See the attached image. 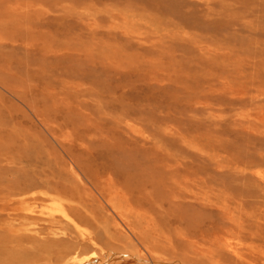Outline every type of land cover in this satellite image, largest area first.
<instances>
[{"label": "rangeland", "instance_id": "374dc122", "mask_svg": "<svg viewBox=\"0 0 264 264\" xmlns=\"http://www.w3.org/2000/svg\"><path fill=\"white\" fill-rule=\"evenodd\" d=\"M18 3L0 24V247L113 233L55 206L89 211L98 189L170 264H264V0Z\"/></svg>", "mask_w": 264, "mask_h": 264}, {"label": "bare ground", "instance_id": "6f19581e", "mask_svg": "<svg viewBox=\"0 0 264 264\" xmlns=\"http://www.w3.org/2000/svg\"><path fill=\"white\" fill-rule=\"evenodd\" d=\"M22 1H25L24 8L27 9L29 4H26V2L28 3V0ZM18 2L19 0H0L1 25H5L8 22L13 23L15 21L12 20L11 22L9 18H18L21 15L27 14L26 11H23L17 5L20 4ZM73 189L72 187L71 190ZM95 191L96 195L92 192V195L95 196L92 197L95 198L98 206L96 208H99L100 211L93 207V209L89 211H82L81 208L73 206H68L64 209L58 207L60 204H56L55 206L58 208L57 211L62 212V216L73 222L74 229L75 218L79 222L86 224L85 226L92 227V224L98 225L100 222L96 218V215L99 216V214H101L100 216H103L102 213H108L116 226L114 227L113 233H110L108 228L103 226L102 230H99L101 235L97 228H93L95 230L94 232L92 228V231H79L76 229L77 235L73 231H69L64 233V237L53 231L44 232L45 237L43 239L28 234L34 238L33 241H38L39 244H36L37 246L34 247L33 250H27L24 254L16 256L13 252V248L18 249L19 245L15 244L14 247H11L12 239H19L20 236L17 235L19 232L14 233L13 228H11L14 235L12 237L11 235L8 236L11 240L8 241V244H3L0 247V264H170L174 261L172 257L170 259H163L155 255L154 246L146 241L135 224L127 220L125 213L116 208L103 190L95 189ZM69 215L72 218H69ZM1 232H3V230ZM102 237L104 240H102ZM28 238H26V240ZM19 243H21V241ZM8 247H11V249ZM142 250H145L146 253L142 252Z\"/></svg>", "mask_w": 264, "mask_h": 264}]
</instances>
